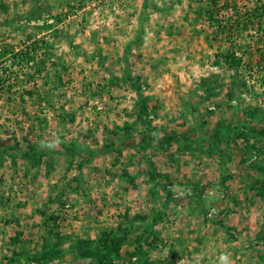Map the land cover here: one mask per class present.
Masks as SVG:
<instances>
[{
  "label": "rangeland",
  "instance_id": "rangeland-1",
  "mask_svg": "<svg viewBox=\"0 0 264 264\" xmlns=\"http://www.w3.org/2000/svg\"><path fill=\"white\" fill-rule=\"evenodd\" d=\"M208 3L0 0V264H98L105 235L115 264H264V76L229 68Z\"/></svg>",
  "mask_w": 264,
  "mask_h": 264
},
{
  "label": "trees",
  "instance_id": "trees-1",
  "mask_svg": "<svg viewBox=\"0 0 264 264\" xmlns=\"http://www.w3.org/2000/svg\"><path fill=\"white\" fill-rule=\"evenodd\" d=\"M233 0H209L208 7L204 8L198 6L192 11L198 21L207 24V27L211 29L210 35H212L215 40L222 35L226 37H231L233 39L230 42V50L227 51L225 55V62L234 70L239 69L246 62V65L251 67H256L257 71L261 72L264 76V0H248L252 1V8L245 11L243 14L238 15V12L233 16V19L226 17L227 9H229V4ZM233 8H237L236 4H231ZM231 6V7H232ZM229 11V10H228ZM32 13L35 15L34 18L38 19L40 17L39 11L35 8ZM242 39L248 38L249 44H239L236 42L237 38L243 37ZM246 41V40H245ZM40 72V71H38ZM215 76L212 78L214 79ZM128 81V80H127ZM4 80H0V85H4ZM231 86V84H230ZM134 87V86H133ZM236 84L232 81V89H235ZM138 96H140V90L135 89ZM263 114V112H260ZM251 119L256 116V111H249ZM263 119V118H261ZM264 137V133L260 132ZM239 137L244 134H238ZM172 140V138H170ZM163 141L169 144L167 140L169 137ZM79 148H77L78 150ZM32 151V150H31ZM30 151V152H31ZM72 150H66L65 153H70ZM41 153V154H40ZM45 154L51 155V150L44 152ZM43 155V152H38L36 155ZM226 178H224L225 180ZM227 180V179H226ZM105 235V234H104ZM53 237V236H52ZM56 238L54 235L53 239ZM11 241H17V238H11ZM57 242L51 243L45 240L42 248L36 252L34 255L29 256L27 261L37 262L42 260H50L58 255L59 250L57 249ZM101 249L104 252H99L97 249H88V251L80 253L82 257L95 258L98 264H115L118 259V244L116 238H112L105 235L101 240ZM146 255V254H145ZM142 252V248L136 245L129 252V258L137 257L141 260V264H153L152 261L146 259Z\"/></svg>",
  "mask_w": 264,
  "mask_h": 264
},
{
  "label": "clouds",
  "instance_id": "clouds-1",
  "mask_svg": "<svg viewBox=\"0 0 264 264\" xmlns=\"http://www.w3.org/2000/svg\"><path fill=\"white\" fill-rule=\"evenodd\" d=\"M60 142L61 141H60L59 137H56L55 139L50 140V141H41L40 147L46 148L48 150H53V149H55V147L58 146V144ZM218 264H231L229 254H227V253L220 254V256L218 258Z\"/></svg>",
  "mask_w": 264,
  "mask_h": 264
}]
</instances>
